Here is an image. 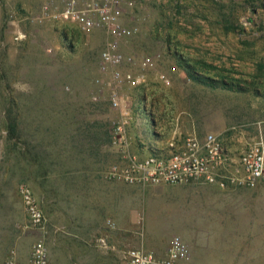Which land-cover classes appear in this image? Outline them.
I'll use <instances>...</instances> for the list:
<instances>
[{"label": "rangeland", "instance_id": "374dc122", "mask_svg": "<svg viewBox=\"0 0 264 264\" xmlns=\"http://www.w3.org/2000/svg\"><path fill=\"white\" fill-rule=\"evenodd\" d=\"M41 1L0 0V264L12 250L28 251L45 235L29 225L19 194L23 183L43 201L47 246L55 264H123L121 252H104L119 232L111 211L121 197L124 203L146 205L154 196L144 190L152 187H142L138 194L109 189L106 221L96 219L104 216L98 206L85 207L90 197L80 198L77 212L67 207L69 176H90L99 166L106 172L125 166L111 142L119 113L110 105L112 87L100 72L106 36L32 23L29 17L38 13ZM132 17L144 35L127 48L137 58L156 57L172 83L125 88L130 107L146 95L155 96L161 119H171L183 133L226 134L241 148L264 143V0H147ZM155 40L162 47H154ZM141 125L144 136H150L145 131L149 125ZM9 126L16 128L15 138L9 137ZM131 135L136 152L138 131ZM51 176L64 178L62 192L53 194L51 180L41 179ZM162 187L166 191L155 197L171 205L146 210L135 225L139 237L156 247L180 236L201 242L212 263L230 262L233 236L226 233L237 230L216 228L212 219L181 205L194 196ZM59 226L66 228L56 230ZM68 231L82 236L68 237Z\"/></svg>", "mask_w": 264, "mask_h": 264}, {"label": "built area", "instance_id": "2783aa9c", "mask_svg": "<svg viewBox=\"0 0 264 264\" xmlns=\"http://www.w3.org/2000/svg\"><path fill=\"white\" fill-rule=\"evenodd\" d=\"M162 4L168 0H152ZM39 11L29 17L32 23H47L53 27H76L84 33L101 31L106 44L100 55V72L112 87L110 105L119 117L113 123L112 146L125 161L122 168L106 172L109 179L128 185L156 186H213L222 191L255 190L264 184V143L255 141L244 147L233 145L226 134L208 133L176 135L165 143L147 144L140 141V149L133 151L136 139L131 135L137 114L154 121L147 106L137 111L125 98V88L139 90L150 85V76L164 85L170 78L161 71L153 55L137 58L129 51L130 44L139 43L144 31L132 23V16L147 0H42ZM154 47L162 44L155 40ZM132 68L134 69H128ZM136 69V70H135ZM19 194L31 228L44 238L34 242L27 259L22 260L13 250L3 264H54L47 246L48 217L42 201L26 183L19 186ZM123 264H195L189 245L180 236L171 239L167 255L160 258L154 252L128 249Z\"/></svg>", "mask_w": 264, "mask_h": 264}, {"label": "crops", "instance_id": "0c3cea01", "mask_svg": "<svg viewBox=\"0 0 264 264\" xmlns=\"http://www.w3.org/2000/svg\"><path fill=\"white\" fill-rule=\"evenodd\" d=\"M154 82L157 81L150 76V84ZM155 99V96L150 97L146 95V97L141 99L138 106L137 104H132V108L136 109L135 111L137 112L140 105L147 106L154 118V121L150 122V120L145 118L143 115H137V122L134 124L133 130L138 131V138L140 141H145L147 144L161 145L172 139L177 133H179V135L197 134L203 137V135L197 133L195 130H187L183 133V130H180L178 125L169 118H167V121L162 120L163 111L158 110L159 108H157ZM157 100L158 99H156V101ZM142 122L149 125V130H145L147 133L148 131L150 133V136L148 137L144 136V125L142 127ZM60 177L61 176H51L48 178L41 177V179L47 183L51 180L53 194H55L56 192H62V190L66 187L64 178L61 179ZM67 187L69 188L67 206L69 212H77V208L81 204L80 198L82 196L84 198L90 197V200L83 204L85 207L86 205H90L91 208L98 206V213L100 212V214H104V216L96 219L101 221H106L108 217L107 200L109 189H115L121 194L124 189H126L127 192L135 194L140 193L142 190V186H128L125 185L124 182L109 179L106 175V169L102 166H99L96 169L92 168L90 176H73V178L69 176ZM40 188L43 191V195H45L44 191L46 190L44 189L43 183ZM174 188H176L180 193H186L191 197L194 196V199L187 200L185 203L181 202V205L194 208V210L198 211L202 217L206 216L208 219H212L213 225H215L216 228L225 226V228L231 227L237 230L236 232L228 231L226 233L233 236L228 241V243L233 245V252H230L232 260L225 264H264V217H262L264 216V184L256 190L242 188L234 191H222L213 186H181ZM144 191L149 193L151 196H154L148 198L146 205H139L138 203H134L132 200L124 203L121 197L119 202H117L118 205H116L111 211V215L113 216V218L111 217V220H115L114 223L116 224L118 229L117 231L119 232L115 233V240L112 245L104 248L105 253L108 252V249H111L112 251L118 253L119 256L121 254L123 256V253L128 249H141L154 252L160 258L166 257L171 239L162 246L155 247L152 244L147 245L143 235L142 237H139L140 231L139 228H135V225L138 226L139 219L141 216L144 217V212H147L146 210H151L152 208L156 209L158 208V205L161 204L171 205V202L166 199L160 200L155 197L156 195L166 191V188L162 186L152 187ZM96 198L99 200L96 201ZM187 210L192 209L184 208L181 211ZM210 212L213 214L211 217L208 215ZM253 212H260V214L255 217L252 214ZM226 221H229V223H225ZM65 228L66 227L59 226L56 230H65ZM78 228L79 227L77 226L75 229ZM61 232L63 233V231ZM67 235L71 238H78L79 236H82L72 231H68ZM88 235L91 236V234ZM184 241L186 240L184 239ZM186 243L192 251L195 258V264H219L209 261L210 258L204 254L201 242L200 244L198 242L194 243L187 239ZM16 251L18 252L20 258L25 260L29 255L30 249L28 251L23 250L22 252L20 248H17Z\"/></svg>", "mask_w": 264, "mask_h": 264}, {"label": "trees", "instance_id": "16d2710c", "mask_svg": "<svg viewBox=\"0 0 264 264\" xmlns=\"http://www.w3.org/2000/svg\"><path fill=\"white\" fill-rule=\"evenodd\" d=\"M9 129H10V131H9V137L12 139V138H15V136H16V128L15 127H10L9 126Z\"/></svg>", "mask_w": 264, "mask_h": 264}]
</instances>
